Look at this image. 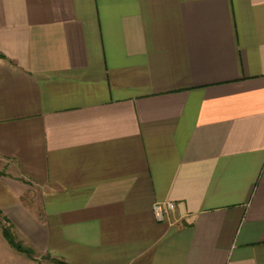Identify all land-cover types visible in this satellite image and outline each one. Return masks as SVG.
I'll return each mask as SVG.
<instances>
[{"label":"crops","instance_id":"0c3cea01","mask_svg":"<svg viewBox=\"0 0 264 264\" xmlns=\"http://www.w3.org/2000/svg\"><path fill=\"white\" fill-rule=\"evenodd\" d=\"M0 52V213L34 253L264 264V0H0Z\"/></svg>","mask_w":264,"mask_h":264},{"label":"rangeland","instance_id":"374dc122","mask_svg":"<svg viewBox=\"0 0 264 264\" xmlns=\"http://www.w3.org/2000/svg\"><path fill=\"white\" fill-rule=\"evenodd\" d=\"M37 194L36 192H32L31 194H29L26 197V203H32V202H36L37 200ZM2 226H9V223L4 219V217L2 216V214L0 213V263L3 264H29L27 262L28 256H26L23 253H19L16 250H14L12 247H10V245L7 243V241L4 239V237L2 236L1 233V228ZM12 232L15 233L16 238L17 239H21L20 236L16 233V231H14V229H11ZM22 240V239H21ZM23 242V240H22ZM24 245H26L23 242ZM34 257L36 261H38V264H40L41 262H46V263H56V262H52L51 258H49L47 255H40V254H36L34 253Z\"/></svg>","mask_w":264,"mask_h":264},{"label":"trees","instance_id":"16d2710c","mask_svg":"<svg viewBox=\"0 0 264 264\" xmlns=\"http://www.w3.org/2000/svg\"><path fill=\"white\" fill-rule=\"evenodd\" d=\"M3 54L0 52V57H2ZM7 222L8 220L6 218H4ZM9 223V222H8ZM13 226L11 224H9V226H2L1 228V233L2 236L4 237V239L7 241V243L10 245V247H12L14 250H16L19 253H23L26 256H28L29 258L33 259L34 258V250L27 246L24 245L22 240L17 239L16 235L14 232H12ZM58 264H67L63 261L60 260H53Z\"/></svg>","mask_w":264,"mask_h":264},{"label":"built area","instance_id":"2783aa9c","mask_svg":"<svg viewBox=\"0 0 264 264\" xmlns=\"http://www.w3.org/2000/svg\"><path fill=\"white\" fill-rule=\"evenodd\" d=\"M152 207L156 218L165 220L169 218V214L174 209L175 204L172 200H164L154 202Z\"/></svg>","mask_w":264,"mask_h":264}]
</instances>
